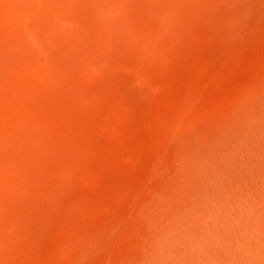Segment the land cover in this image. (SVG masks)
Here are the masks:
<instances>
[{
	"label": "rangeland",
	"instance_id": "1",
	"mask_svg": "<svg viewBox=\"0 0 264 264\" xmlns=\"http://www.w3.org/2000/svg\"><path fill=\"white\" fill-rule=\"evenodd\" d=\"M0 264H264V0H0Z\"/></svg>",
	"mask_w": 264,
	"mask_h": 264
}]
</instances>
